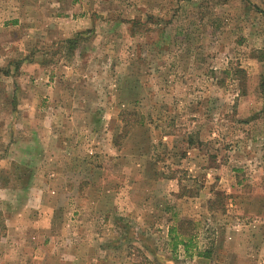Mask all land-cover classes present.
<instances>
[{"label": "rangeland", "instance_id": "rangeland-1", "mask_svg": "<svg viewBox=\"0 0 264 264\" xmlns=\"http://www.w3.org/2000/svg\"><path fill=\"white\" fill-rule=\"evenodd\" d=\"M0 264H264V0H0Z\"/></svg>", "mask_w": 264, "mask_h": 264}, {"label": "trees", "instance_id": "trees-1", "mask_svg": "<svg viewBox=\"0 0 264 264\" xmlns=\"http://www.w3.org/2000/svg\"><path fill=\"white\" fill-rule=\"evenodd\" d=\"M210 205H212V202H209ZM168 237V243L171 247V251L175 254L179 251V248L183 250V254L186 256H192V248H194V242L193 239L195 238L194 234L188 235L187 233H184L181 229V222H175L173 226H171L168 229L167 232ZM210 252L203 251V252H197L198 256H201L202 258H207L210 255Z\"/></svg>", "mask_w": 264, "mask_h": 264}]
</instances>
